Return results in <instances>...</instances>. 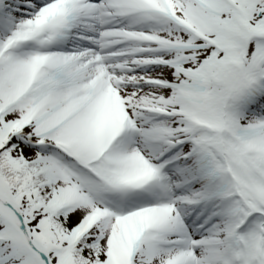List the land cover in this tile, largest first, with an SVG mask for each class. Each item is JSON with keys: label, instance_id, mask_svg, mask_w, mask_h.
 I'll return each instance as SVG.
<instances>
[{"label": "snow or ice", "instance_id": "obj_1", "mask_svg": "<svg viewBox=\"0 0 264 264\" xmlns=\"http://www.w3.org/2000/svg\"><path fill=\"white\" fill-rule=\"evenodd\" d=\"M0 264H264V0H0Z\"/></svg>", "mask_w": 264, "mask_h": 264}]
</instances>
